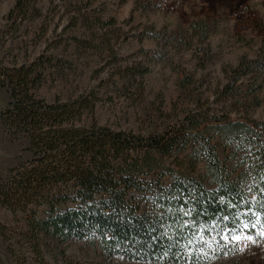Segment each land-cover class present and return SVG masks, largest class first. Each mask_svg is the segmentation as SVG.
<instances>
[{
    "label": "trees",
    "instance_id": "16d2710c",
    "mask_svg": "<svg viewBox=\"0 0 264 264\" xmlns=\"http://www.w3.org/2000/svg\"><path fill=\"white\" fill-rule=\"evenodd\" d=\"M33 3L15 0L5 17H23ZM55 65L45 50L21 62L0 57L1 130L20 144L0 175V207L14 214L9 225L0 222V238L14 264H82L63 253L61 245L72 239L86 240L107 258L209 264L238 251L233 236H261L264 121L208 114L198 102L149 133L95 121L78 125L98 96H40L37 89ZM126 70L129 76L146 71ZM263 87L264 42L255 58L244 56L231 68L219 95L242 93L255 106Z\"/></svg>",
    "mask_w": 264,
    "mask_h": 264
},
{
    "label": "rangeland",
    "instance_id": "374dc122",
    "mask_svg": "<svg viewBox=\"0 0 264 264\" xmlns=\"http://www.w3.org/2000/svg\"><path fill=\"white\" fill-rule=\"evenodd\" d=\"M14 3L0 0V57L21 62L43 50L51 53L56 65L46 71L40 96L47 101L88 91L98 96L78 125L95 121L149 133L183 117L198 102L208 114L264 121V87L255 106H247L242 93L219 95L231 68L244 56L255 58L264 42V0H34L25 16L7 19ZM127 66L146 71L129 76ZM5 100L0 89V109ZM19 148L0 125V175ZM204 168L205 162L198 161L194 171ZM44 212L43 206L37 208L38 215ZM13 220L14 214L0 207L1 223ZM249 237L237 240L233 255L209 264H264V232L258 239ZM61 247L66 260L82 264H156L104 257L86 240L72 239ZM0 264H14L1 238ZM57 264L66 262L58 259Z\"/></svg>",
    "mask_w": 264,
    "mask_h": 264
},
{
    "label": "snow or ice",
    "instance_id": "6c2138e0",
    "mask_svg": "<svg viewBox=\"0 0 264 264\" xmlns=\"http://www.w3.org/2000/svg\"><path fill=\"white\" fill-rule=\"evenodd\" d=\"M188 214H189V213H185V215H188ZM224 219H227V217H225ZM244 227L246 228V227H248V225L245 224ZM232 238H233V239H236V240H239V239H240L239 236H233ZM249 239H251V237H249ZM209 246H210V245H209Z\"/></svg>",
    "mask_w": 264,
    "mask_h": 264
}]
</instances>
